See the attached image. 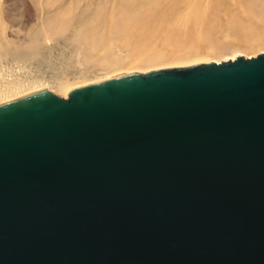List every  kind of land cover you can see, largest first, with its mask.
Returning a JSON list of instances; mask_svg holds the SVG:
<instances>
[{"label": "water", "instance_id": "95a60500", "mask_svg": "<svg viewBox=\"0 0 264 264\" xmlns=\"http://www.w3.org/2000/svg\"><path fill=\"white\" fill-rule=\"evenodd\" d=\"M0 264H264V54L0 105Z\"/></svg>", "mask_w": 264, "mask_h": 264}, {"label": "bare ground", "instance_id": "6f19581e", "mask_svg": "<svg viewBox=\"0 0 264 264\" xmlns=\"http://www.w3.org/2000/svg\"><path fill=\"white\" fill-rule=\"evenodd\" d=\"M7 1L0 0V105L41 90L68 98L85 87L128 73L144 74L264 54V23L252 14L250 17L261 25H248L237 18L230 24L239 38L237 49L225 50L224 41L213 35L214 22L207 38L199 35L203 42L200 47L188 43L184 48L174 45L162 49L161 44L169 45L174 35L166 28L156 29L149 14L168 10L167 5L176 12L180 0H31L36 6L34 24L26 21L25 14V18L15 16V8L11 12ZM245 1L254 6L252 0ZM106 27L115 37L120 36L129 52L115 50L114 39L103 35L107 34ZM131 28L140 33L132 34Z\"/></svg>", "mask_w": 264, "mask_h": 264}, {"label": "rangeland", "instance_id": "374dc122", "mask_svg": "<svg viewBox=\"0 0 264 264\" xmlns=\"http://www.w3.org/2000/svg\"><path fill=\"white\" fill-rule=\"evenodd\" d=\"M22 1H24L25 4ZM236 1H238L239 3L238 2L234 3L233 0H219L218 2H213V0H193V1L192 0H189V1L188 0H184V1L180 0L178 2V9L180 7L181 8L179 10L177 9L176 12H173L171 10V7H169V5H167L168 10H166L164 8V10L158 11L154 14H149V15H151L149 17V19L151 18L150 21H152V24H154V26H157L156 29H158V28L160 29L161 27H163L164 29L166 28L171 34L174 35V38H175L173 40L175 42H173V41L170 42V44L173 45V47H170L171 46L170 44L167 46L165 44H161V47H159L160 43L158 44V47L162 48V49L174 48V45H180L182 47L183 46L186 47L185 45L188 43H189L188 45H190L192 43V44L199 45V47H200L203 42H202V40L199 39L200 38L199 35L201 34L203 36V38H207V36H208L207 34H209L211 24H213L212 22H214L215 23V30H214L215 32L213 33V35L215 37H218V39H221L222 41H224V43L226 44V48H227L225 50L230 51L229 49H231V48L237 49V47H239V45H238L239 38L232 31L230 24L232 25L234 19L237 18L238 20H241L245 24H248V25H252V24L255 26L261 25L259 23V21L257 22V20H253L250 17L251 16L250 14H252L253 17L258 16L259 19L258 18L257 19L260 20L261 23L262 22L264 23V0H252L253 2H251V3H253L254 6L249 4V3H246L245 0H236ZM180 2H182V3H180ZM21 3H22V5H20ZM190 3H192V4H190ZM7 4H10L8 9L11 12H13L14 11L13 9L15 8L14 12H16V13L13 12V14H15V16L21 18V17H24V14H25L26 18L25 17L24 18L27 19L26 21L29 24L36 23V21H35L37 19V16L35 13L36 12V6L34 3H32L31 0H21V2H20V0H8ZM186 4H188V5L186 6ZM21 6H22V8L23 7H25V8L22 9V8H20ZM188 6H190V7L188 9H186V7H188ZM196 6L198 7V9L193 10L192 8H195ZM12 7H13V9H11ZM17 7H19L18 9H20V13H19L20 16L18 15L19 11L17 10ZM26 8H27V10H26ZM253 8H255L256 10ZM253 11L255 12V14ZM145 27L146 26H144V28ZM137 28L142 29V31H143V26H139ZM137 28H136L137 31H135V29L133 30L132 28L130 29V30H133L134 33H132L133 31L132 32L129 31V32H131L132 34H135L136 32L140 33V31H138L139 29H137ZM147 28L148 27H146V29ZM262 28H263V26L261 27V29ZM146 29H144V31ZM105 31L107 32V34L103 33V35H107L106 38H112V39H114V42L117 43L115 46L116 49L113 46V48L116 51H121L123 54H124V52H125V54H126V52H129L128 51L129 49L125 46V44L122 41H120V39H119L120 36L115 37L114 35H112L111 34L112 30L107 29V27H106ZM159 42H161V41H159ZM181 44H183V45H181ZM101 53H103V52H101ZM101 56H102V54H101ZM177 68H186V67H177ZM57 96H59V95H57Z\"/></svg>", "mask_w": 264, "mask_h": 264}]
</instances>
